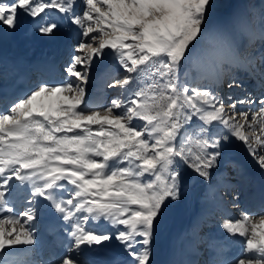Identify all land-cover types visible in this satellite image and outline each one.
Returning a JSON list of instances; mask_svg holds the SVG:
<instances>
[{
  "label": "snow or ice",
  "instance_id": "obj_1",
  "mask_svg": "<svg viewBox=\"0 0 264 264\" xmlns=\"http://www.w3.org/2000/svg\"><path fill=\"white\" fill-rule=\"evenodd\" d=\"M215 9L216 0H0V34L28 25L54 39L66 24L78 38L64 70L73 79L0 94V264H22L18 249L36 243L43 207L65 224L55 264H85L81 252L113 240L127 264H153L154 235L185 175L212 181L237 141L264 184V49L244 54L231 13L210 28ZM106 50L124 73L109 86L128 95L88 109L92 64ZM194 58L215 78L227 75L229 89L252 81L249 91L225 98L182 79ZM21 187L26 207L16 212L10 194ZM221 227L243 238L229 264H264V214Z\"/></svg>",
  "mask_w": 264,
  "mask_h": 264
},
{
  "label": "bare ground",
  "instance_id": "obj_2",
  "mask_svg": "<svg viewBox=\"0 0 264 264\" xmlns=\"http://www.w3.org/2000/svg\"><path fill=\"white\" fill-rule=\"evenodd\" d=\"M51 15H52V18L59 19L57 14L52 13ZM30 29L32 30L29 31ZM0 37L6 38L10 42L15 43L14 45L16 49L25 50L28 52L31 46H34V48H36V51L38 52L39 47H43L45 43H47L46 41H43L40 34L36 32L34 28H31V26H28V25H25L24 27L19 28L14 33L4 32L3 34H0ZM76 39H78L77 32L74 31L72 27H68L65 24L61 32L57 35V37L54 39H50L51 41L47 43V46H49V54H47L46 56L41 54L40 56H42V58H40L39 56L40 59L39 58L36 59L35 63L30 64V66L33 65V67H37V65L38 66L40 65L44 71L48 72L49 76L52 77L54 82H56L57 74L55 73H59V70L61 68L60 67L61 61H63L66 57V54H64L63 52L64 50H67V49L71 50L72 47L70 46L69 48V43L72 41L75 42ZM255 42H257V40H248L244 43V52H246V54L250 49H252L254 45L253 43ZM0 47H2L1 44H0ZM45 47H43L42 49H44ZM7 51L8 50H6V52ZM58 56L60 57L59 63H57ZM112 60H113V57L111 54L106 53L105 57H103L102 62H103L105 71L95 74L94 80L89 84L88 86L89 97H87L86 108L90 109L92 107H96L98 106L97 104H100L104 100L105 90H106V94L108 92L107 87L103 86L104 81L108 79L109 77H113L115 75L114 73L115 71L112 67L113 64H111L110 62ZM222 78H227V75L222 76ZM197 80L200 81V83H203V79L201 80L197 79ZM219 80H220V77H219ZM256 94H259V92L257 91ZM231 155H232V162L229 165H226L224 169H222V174H217L215 181H211L210 184H208L209 181L208 182L206 181V183L202 186V189H199L201 190V193H199L200 194L199 199L195 198V190L193 191L194 192L193 194L192 189L191 190L187 189L184 195L183 194L181 195V199L177 202V203H180V205H179V210L177 212L176 221L173 222V224L171 225L168 231L167 230L164 231V229H160V235H159L157 244H153V246L156 245L154 248L152 247L153 248V264H160L161 256L165 258L166 262L164 264H199V260H198L199 258H201L204 261V258L201 257V253H200L201 247L205 246V241H206L203 236H207L210 242L212 243L210 247V249H212L210 251V257L212 261L215 258L216 259L219 258V261H222L223 259L221 258H226V254L230 256L229 260L231 261L232 258L236 255L243 238L241 239L237 238L238 236L233 238V236L230 235L229 233H226L225 231L220 232L219 230H216L213 228L209 230L208 234L201 232L202 233L201 235H198V234L193 235L194 234L193 231L196 230L197 227H200V231L204 230V225H202V222H203L202 218H205L208 216H207V211L204 210L203 204L209 201L208 200L209 197H212L215 191L218 190L220 192H223L225 190H229L232 188L233 183L228 181V177H230V174H226V179H224V173L225 171L227 172V169L230 167V165H233L236 162H239L240 164V172L243 176L241 179L243 180L244 187H245V195L242 194V196H240L242 201L239 198L240 203L242 202V206L246 207V210L250 212L264 210V208H259L256 205L251 206V204L248 203L249 199H255L254 198L255 194L253 193L254 191H252L253 188L251 185L254 181L251 175L249 176L246 175L245 170H243V167H244L243 165L246 166L245 168L247 170L253 173L259 174L260 171L257 165L250 157L246 155L245 149L242 147L241 148L236 147L233 150ZM258 178L259 180H261V173L259 174ZM253 185H256V184H253ZM22 190H23L22 192L25 193L24 189ZM258 196H260L259 193L257 194V197ZM223 197H225V195L221 196V198L219 199L221 200V203H223L222 204L223 207H226L227 205H229V203L231 205L232 203L236 204L238 201V199L236 198L224 199ZM255 201L257 200L255 199ZM256 204L259 205V203H256ZM15 208H18V206H16ZM39 211H40V216L38 219L39 221L38 224L42 220L46 221L47 218H49L48 212L50 213L54 212L48 209L47 207H43ZM55 216L56 217L52 221H49V219L47 220V222H49L46 225V227L48 228L47 237L49 238V241L51 240V235L53 238V236H55L56 233L59 232V230H57L56 227H58L59 223L62 222V220L58 219V214H55ZM158 232L159 230L157 231L156 235H158ZM216 237L218 239H216ZM213 238L215 239L214 242H213ZM222 238H224V240L220 241V239ZM223 241H226V243L223 244ZM49 243L42 241L41 247H39L40 250H37V252L43 253V251H45L46 253L47 251L51 250L52 247ZM66 245L67 244L63 245V247H65ZM108 248H93L90 251H86L84 255H86L87 259L95 258L96 264L97 263L102 264L103 262L107 260L109 261L110 264H114L113 262H115L116 259L107 258L108 256H110V252H113L112 250L114 249H116V251H124V249L122 245L116 240L111 241L110 246ZM18 251L20 253L18 259L22 261V264H29V262H27L28 260H26V258L28 257L24 255V252L26 251V246H21L18 249ZM118 259H120V262H121L119 264H127V262L129 261L128 259H126L127 261H123L124 259L121 257H118ZM35 260L36 259H33L31 264H37Z\"/></svg>",
  "mask_w": 264,
  "mask_h": 264
},
{
  "label": "rangeland",
  "instance_id": "obj_3",
  "mask_svg": "<svg viewBox=\"0 0 264 264\" xmlns=\"http://www.w3.org/2000/svg\"><path fill=\"white\" fill-rule=\"evenodd\" d=\"M247 5L250 7L251 11L247 8ZM230 13H231L230 22L238 30L239 38H240V41L242 42V44L248 40H252L249 38V36L252 33V30H255L256 32L264 33V12L261 11L260 0H216L215 17H214L213 21L210 23V28L215 29L218 25L223 24V22L229 18ZM243 22H247L248 27L242 26L241 24H243ZM77 42H78V39H76V41L73 42L72 50L67 54L65 61H63L61 63V66H60L61 69L60 70H63V74H61V76H60L61 80L67 81V80L73 79L71 77H68L64 70L68 66V63H69L71 57L74 54H78V53H76ZM250 42H252V41H250ZM106 53L111 54L110 52H108V50H106ZM112 57H113L112 67L114 70L117 71V73H116V75L107 79V81H106V82H108L107 86H106L107 91H108L107 92L108 95L106 94V90H105L104 100L100 104H97L98 106L92 107L90 109H98L100 107L107 106L110 103L111 99L116 98L117 96H121V93H124V95H128V93H126L124 89L113 88V87L109 86L110 84H112L114 82L115 79L119 78L121 75L124 74L123 70L119 67L118 62L116 61L115 57L113 55H112ZM102 59L93 61L92 68H91V71L89 74L90 80H89V83L87 85V88H88L89 84L94 80L95 74L105 71ZM185 71L187 72V77H185L184 73L182 72V74H181L182 79L187 78L190 81L200 83V81H198L196 77H199V79H200V77H202L203 83L204 82L209 83L217 91L218 95L223 96L225 98H227L228 96L234 97V96H237L236 94L241 93L238 89H234L233 92L226 91L223 88V85H221L220 83L216 84L217 78H215L212 75V69L209 66L199 62L195 58L193 59L192 63L185 69ZM36 78L37 77H34L32 79V86L34 85L33 83H35V84L40 83V80L38 78L37 79ZM245 92L246 91H242L243 94ZM243 94L238 95V97L243 98V96H244ZM87 97H89V95ZM121 98L123 99V96H121ZM240 106H242V107H238V108H244L245 107L244 105H240ZM236 147L237 148H241V147L244 148V146L242 144H240V142H238V141H237ZM225 174H226V172H225ZM227 174H230V177H228V181L233 183L232 189L225 190L223 192H220L218 190L215 191L213 193L212 197L209 199V201H207L204 204V207L208 210L207 212L209 214V218H205L206 224H208L207 226H209V228H219V230L223 229L221 227V225H222V222L224 219L238 218L241 214H243L245 212L248 214H251L253 216H256V217H258L261 214H264V211H261V210L256 211V212L247 211L244 208V206H242V202L240 203V199H241L240 196H242L241 188L244 186V184H243V180H241L238 176L239 168L237 167V165L236 166L230 165V167L228 168ZM213 180H215V178ZM209 182L211 183V181H209ZM209 182H208V184H210ZM205 183L206 182H201V180L197 177V175L191 173V170H189L188 173L185 175V179L181 182V193L184 195V193H185L184 190L186 188L190 189V190L192 189L193 194H194L193 191L195 190V198L199 199L198 194L201 193V190H199V189H202V186ZM224 195H225V197H223L224 199L232 197V198L238 199V201L236 204L232 203V205L229 203V205H227L225 208H223V212H222L221 211L222 208L217 209L216 205H214V199L216 197L221 198V196H224ZM24 197H25V195L22 193L21 188H19L18 190H14L13 193L10 194L11 203H14V205L19 204L18 210L16 212H19L21 209L26 207V204L24 202ZM241 201H242V199H241ZM177 202L178 201L172 202L171 209L168 212L165 221L162 223V226L159 228L158 235H156L157 233L154 235L153 244H157V241H158V238L160 235V229H164V231H166V230L168 231L170 229L171 225L173 224V222L176 221V219H177L176 216H177V212L179 210V205H180V203H177ZM217 210H220V212H218ZM64 228H65L64 225L57 227V230H59V232L56 233V235L53 236V238L51 235V240L49 241V238L43 236L41 233H38L37 224L35 223L34 224V231H35V236H36V243H35L36 245L34 244V245L26 246V251L24 252V255L29 258V259L26 258V260H28L27 262H29V264H31L33 259H37V260H39L40 264H55V262L63 255V253H64V251L68 245V240H67L66 232L64 231ZM198 231H199V228L196 230V232L194 231V233L201 235ZM203 237L205 238V236H203ZM233 238H234V236H233ZM237 238H240V237H237ZM237 238H235V239H237ZM205 240H206L205 246L201 247L202 252L200 251V253L202 256H205L202 258H206L208 261V264H213L214 261L211 262V260L209 258L211 244L207 241V238H205ZM42 241L48 242V243L50 242L49 244L52 247V249L49 250L50 252L49 251H47L46 253H45V251H43V253L37 252V250H40L39 247H41ZM65 244H67V245L65 247H62ZM29 246H30V248H29ZM155 246L152 245L153 248ZM83 254H84L83 252L80 253V259L83 260L85 262V264H89V263H87L86 255H83ZM39 255H40V257H39ZM229 262L230 261H227L225 264H229ZM200 264H206V262H202Z\"/></svg>",
  "mask_w": 264,
  "mask_h": 264
}]
</instances>
